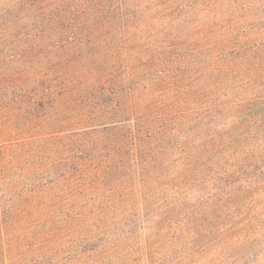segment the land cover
Wrapping results in <instances>:
<instances>
[{"label":"trees","instance_id":"trees-1","mask_svg":"<svg viewBox=\"0 0 264 264\" xmlns=\"http://www.w3.org/2000/svg\"><path fill=\"white\" fill-rule=\"evenodd\" d=\"M0 46V132L17 136L0 146V264L19 209L5 193L11 168L57 145L73 155L28 177L21 194L67 178L70 198L94 209L91 222L138 202L140 222L129 229L127 217L109 249L138 251L139 234L149 249L164 228L180 244L169 264L196 252L197 264H264V0H25L0 14ZM248 56L250 95L202 92L211 73L234 76L233 58L241 72ZM195 69L187 84L197 102L172 86ZM49 101L56 112L37 119ZM179 102L188 103L180 112ZM90 109L104 122L83 115Z\"/></svg>","mask_w":264,"mask_h":264},{"label":"rangeland","instance_id":"rangeland-1","mask_svg":"<svg viewBox=\"0 0 264 264\" xmlns=\"http://www.w3.org/2000/svg\"><path fill=\"white\" fill-rule=\"evenodd\" d=\"M25 0H0V14L16 9L20 2ZM1 48V46H0ZM0 51H2L0 49ZM6 55L0 54V72L3 73L7 63ZM255 59L247 57L244 59V71L238 72L237 63L240 58H233L234 76L225 73L213 72L211 78L207 80V87L202 89L204 94L212 95L215 91V85L221 92L230 91V95L241 94L250 95L246 89L252 87L251 65ZM232 65V64H231ZM230 65V67H231ZM247 69V70H246ZM192 74L185 77H177L173 83V87H177V91L181 92V97L186 90L190 89L195 93V101L197 102V87L195 85L188 86L187 81H194L199 78L197 69L191 70ZM231 73V70L229 72ZM159 75L151 77L150 85H159L162 83ZM204 79V78H203ZM202 79V80H203ZM243 79V80H241ZM227 82L226 86L221 83ZM239 85H244L240 87ZM230 86V90H229ZM222 95V94H221ZM223 96V95H222ZM24 103L20 104L21 106ZM166 104L170 105L167 101ZM188 103H177L175 110L180 112L183 108H187ZM192 107V106H191ZM56 108L49 101L45 108L39 111L37 119L44 120L52 113L56 112ZM84 116L91 117L95 115V119L99 117L97 111L92 109L84 111ZM81 114L76 110L71 117L79 119ZM65 115L62 116L64 118ZM102 116L98 122H104ZM77 121V120H76ZM86 124H76V122H67L59 124L57 122V130H65L72 128H82ZM67 131V130H65ZM32 134V133H31ZM14 134L9 135L0 132V146L9 143L16 138ZM58 152L52 151L37 159L34 165L18 164L15 168H11L10 179L12 182L6 186V196L9 203L19 207L12 223V231L9 233L6 257L8 264H169V259L175 258L180 247L178 242L169 244L170 231L161 228L154 236L153 247L144 249L146 237L139 234L133 239V244L138 247V251H132L129 247L130 243L124 242L123 245H115L108 248L107 241L112 238H120V230L124 226L127 217L133 221L129 225L132 229L140 222L141 206L138 202L131 204L129 211L125 216H121L119 212L104 217L102 220L86 221L91 216L94 209L88 202L82 198L71 199L69 196L70 188L68 180L64 178L60 183L49 184L45 189L40 190L37 195L24 194L21 192L26 188V179L34 177L40 179L45 174L46 167L59 163L61 159L64 161L69 159L73 152H69L62 145L55 147ZM178 152V151H177ZM21 165V166H20ZM30 169H36V174H30ZM197 189L190 192V199L197 201ZM27 205L31 210L28 215L22 213L19 216L21 207ZM164 208H162V211ZM38 220V221H37ZM53 231L52 242L46 241L45 232ZM183 252V251H182ZM183 264H197V252L189 258L188 262Z\"/></svg>","mask_w":264,"mask_h":264}]
</instances>
